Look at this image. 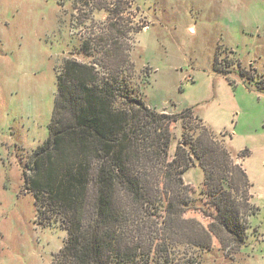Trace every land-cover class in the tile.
<instances>
[{
  "label": "rangeland",
  "instance_id": "1",
  "mask_svg": "<svg viewBox=\"0 0 264 264\" xmlns=\"http://www.w3.org/2000/svg\"><path fill=\"white\" fill-rule=\"evenodd\" d=\"M221 2L0 0V264H76L62 255L60 201L31 185L69 61L90 65L114 107L131 110V168L146 191L149 238L136 244L155 264H264V0H225L244 20L232 17L230 36L212 50L205 14ZM145 109L165 116L161 126L139 119ZM170 189L187 201L177 236L161 234ZM229 200L245 222L241 243L215 205ZM196 238L209 250H192Z\"/></svg>",
  "mask_w": 264,
  "mask_h": 264
},
{
  "label": "trees",
  "instance_id": "2",
  "mask_svg": "<svg viewBox=\"0 0 264 264\" xmlns=\"http://www.w3.org/2000/svg\"><path fill=\"white\" fill-rule=\"evenodd\" d=\"M102 84L98 85L90 65L77 61L65 63L57 77L49 136L34 152L36 171L31 176V185L47 189L60 201L63 224L69 235L62 255L76 264H155L152 251L145 253L136 244L139 235L147 241L149 238L144 231L148 217L142 209L146 191L131 168L130 148L135 140L130 137L129 127L133 116L127 107H114L112 91ZM145 110L139 119L148 120L151 126H161L165 116ZM165 139L167 143L166 132ZM89 156H96L99 164L91 166ZM50 169L54 172L52 182L46 174ZM44 176L46 183L37 186ZM222 179H226L223 190L235 196L236 189L229 177ZM170 190L172 199L161 234L177 236L176 214L187 201L181 192ZM238 204L229 200L225 205H215L223 226L241 243L245 222L241 224ZM192 240L193 247L189 245L192 250L195 246L199 251L209 250L205 241L202 244L198 238Z\"/></svg>",
  "mask_w": 264,
  "mask_h": 264
},
{
  "label": "crops",
  "instance_id": "3",
  "mask_svg": "<svg viewBox=\"0 0 264 264\" xmlns=\"http://www.w3.org/2000/svg\"><path fill=\"white\" fill-rule=\"evenodd\" d=\"M198 7V6H197ZM196 8V7H194ZM247 6L245 8V11L247 10ZM196 11L198 12V21L203 20V18L201 17V15H203L206 11H203V9L201 7H199L198 9H196ZM210 13L207 12V15L205 14V18L208 19L209 22V27L211 28V33L214 34L215 38L213 40L212 43V50L214 49V47L217 45V40L219 36H222L223 38H226L227 36H230V28H231V19L232 17H236V19L234 18L233 21L236 22V25L240 24V21L243 19L244 17H242V15H239V13L237 12L236 14H233L231 11V7L230 5H228L227 3H225V0H222V2L220 3V5L217 6H213L211 8H209ZM262 14L264 15V10L262 11ZM263 15H261L263 18ZM264 19L262 21H257V23H263ZM241 26V24H240ZM222 38V39H223ZM228 41V40H227ZM264 44V43H263ZM262 48V45L258 47V49ZM240 51V49H239ZM257 67H259V64L256 65ZM248 148V147H247ZM249 149V155L246 157V160L244 161V163H247V160H249L250 156H251V150ZM247 176L249 175V170L246 167L245 170Z\"/></svg>",
  "mask_w": 264,
  "mask_h": 264
}]
</instances>
